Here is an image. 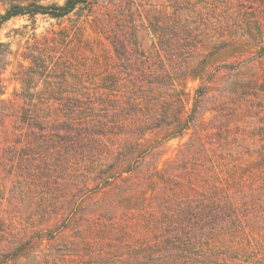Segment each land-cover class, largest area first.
I'll return each instance as SVG.
<instances>
[{
  "label": "rangeland",
  "instance_id": "1",
  "mask_svg": "<svg viewBox=\"0 0 264 264\" xmlns=\"http://www.w3.org/2000/svg\"><path fill=\"white\" fill-rule=\"evenodd\" d=\"M64 1L0 0V15L14 3ZM106 1L78 3L58 19L14 16L0 28V42L10 48L0 94V264H127L97 239L94 225L108 217L103 210L118 219L134 215L126 209L150 203L156 191L168 204L205 202L224 211L210 225V264H264V0H130L128 20L137 9L179 13L187 32L167 31L168 55L154 63L159 76L136 67L158 47L155 36L133 35L126 44L130 82L115 87L116 101L92 104L91 94L107 86L99 72L121 64L117 49L92 28ZM53 31L75 38L56 48L60 74L21 84L15 72L27 40ZM195 32L230 38L200 51L196 62L187 49L169 60ZM13 91L59 99L36 102L40 117L29 130L20 111H6L1 101ZM66 108L76 109L73 127L87 124L88 136L54 129L66 124ZM101 121L113 123L105 124L108 137L98 133ZM184 121L188 128L174 135ZM244 207L251 217L240 223Z\"/></svg>",
  "mask_w": 264,
  "mask_h": 264
},
{
  "label": "trees",
  "instance_id": "2",
  "mask_svg": "<svg viewBox=\"0 0 264 264\" xmlns=\"http://www.w3.org/2000/svg\"><path fill=\"white\" fill-rule=\"evenodd\" d=\"M85 1L87 0H65L61 5H41L32 2L28 4L14 3L0 15V28L5 21L18 15L41 13L58 19L69 14L75 9L78 3ZM96 1L98 0H93V2ZM129 1L107 0L100 7L102 9L101 14L93 19L92 28L97 35L98 41H106L116 48L121 64L118 67L105 66L99 72V77L96 76L98 80L107 83V86L98 87L95 95H89L90 100L94 99V97L97 99V101L92 100L90 102L92 104L95 102L102 103L107 100L112 102L116 101L118 96L115 94L116 92H113L116 89L115 87L121 86L122 88V86L130 82L132 76L128 72L134 67L130 63V53L128 52L129 50L126 44L131 37H134L133 35L139 36L141 31H145V33L155 36L154 40H157L158 47L146 55L145 65L136 67L140 74H144L147 71L148 74L153 73L159 76L162 75V72L157 69L154 63L162 59V52L164 56L168 55L170 41L168 38H165L167 31L172 28H177L179 33L184 32L185 34L187 32L185 26H183V17L179 13L160 16L151 12L143 13V10L137 9L136 13H139L137 14L138 16L130 13L128 14L130 20H128L126 13L131 10ZM73 35V32L71 34L68 32L53 31L37 38H29L25 45V52L20 55L21 59L18 63V69L15 72L16 79L24 85L33 81L36 76H40L42 73H48V77H52L53 74H60L63 69L61 68L63 58L55 54L56 48L64 41L67 42L68 40L75 39ZM238 37L239 35L234 36V38ZM229 38V35L216 36L214 33H209L207 36H204L195 32L193 36H189L188 47L180 48L179 55L172 54L169 60H174L176 57L179 58L183 55L182 51L187 49L188 55L194 59L193 62H196V57L200 54V51ZM45 49L48 50L47 54H41ZM9 53V46L0 42V94L4 93L3 78L1 75L7 65V56ZM182 67H186V65L180 66V68ZM164 71L167 74H171L168 69ZM165 75L163 74L162 77ZM192 77H196V74H192ZM12 94L9 98L1 99L2 103L6 106V111H20L23 126L25 123L29 130H33L37 123V117H40L36 115L39 113V110H36L35 107L36 102L40 100L44 101L47 98H41L39 100L38 97L28 92L18 93L13 91ZM57 99L59 98L51 97L44 102L50 103ZM127 99L135 100V98H130L129 96H127ZM86 108L88 107L86 106ZM43 109L44 107L40 108V110ZM75 111L76 109L73 108L67 109L64 114L66 118L64 122L66 124L63 122L58 123L59 120H56L58 124H55L54 129L63 131L64 134L69 135L73 139L88 136L91 132L87 130V124H82V129L73 127L74 124L71 121L75 118ZM56 112L57 114L55 115L58 119L61 114H58L59 109H56ZM148 114L150 117H154V112H148ZM188 123L187 121L182 122L178 130L176 132L174 131V135L181 134L184 129L188 128ZM99 124L101 129L98 130V133L108 137V130L111 129V126L107 125H112L113 123H110V121L107 123L101 121ZM69 141L64 139V143H70ZM147 201H150V203L144 202L145 204L142 203L143 206L141 207L137 206L126 209L128 211H135L136 213L134 215L130 213L120 219L115 218V215L110 210H103L109 213V215L104 220H99L95 223L93 229H96L95 234L97 235V239L110 243L116 252L125 257L127 264L211 263L208 254V246L211 243V237L209 238L211 233L210 225L213 224L212 221L217 220L219 222L217 215L224 214L223 210L213 209L205 202L192 204L187 201L184 203L168 204L167 201L165 202L163 200L158 191L154 193L152 199ZM250 217L249 207L239 209L240 223H244L246 221L245 219H249ZM210 247L214 249L212 244H210ZM118 257L117 254L112 253L109 258L115 262V259Z\"/></svg>",
  "mask_w": 264,
  "mask_h": 264
}]
</instances>
